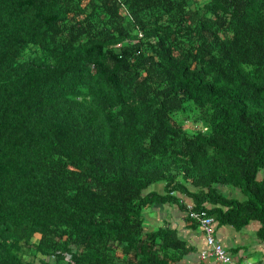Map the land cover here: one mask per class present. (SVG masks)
<instances>
[{"label": "trees", "instance_id": "obj_1", "mask_svg": "<svg viewBox=\"0 0 264 264\" xmlns=\"http://www.w3.org/2000/svg\"><path fill=\"white\" fill-rule=\"evenodd\" d=\"M202 213L264 240V0H0V264H181Z\"/></svg>", "mask_w": 264, "mask_h": 264}, {"label": "crops", "instance_id": "obj_2", "mask_svg": "<svg viewBox=\"0 0 264 264\" xmlns=\"http://www.w3.org/2000/svg\"><path fill=\"white\" fill-rule=\"evenodd\" d=\"M232 194L240 197L238 191ZM186 200L191 203L188 198ZM173 208L176 213L177 208ZM178 218V233L187 242V252L182 256L181 264H203L200 259V252L206 244L203 231L199 227L185 226L181 221L182 214ZM259 228L257 221H250L240 228L216 222L213 225L215 240L230 253L227 262L217 264H264V240L258 236Z\"/></svg>", "mask_w": 264, "mask_h": 264}, {"label": "built area", "instance_id": "obj_3", "mask_svg": "<svg viewBox=\"0 0 264 264\" xmlns=\"http://www.w3.org/2000/svg\"><path fill=\"white\" fill-rule=\"evenodd\" d=\"M202 218H200L201 226L203 227L204 232L206 233V242L209 246L208 250L202 252V256H213L215 259L219 261H227V255L225 251H223L222 247L215 243L213 235H212V227L211 222L212 219L210 217L204 216V213L201 214ZM212 264V263H208Z\"/></svg>", "mask_w": 264, "mask_h": 264}, {"label": "clouds", "instance_id": "obj_4", "mask_svg": "<svg viewBox=\"0 0 264 264\" xmlns=\"http://www.w3.org/2000/svg\"><path fill=\"white\" fill-rule=\"evenodd\" d=\"M235 191H238V190H234V191H231L230 189H227L225 188V193H228L229 195L228 196H236V195H233L232 193L235 192ZM239 192V191H238ZM237 193V192H236ZM235 193V194H236ZM188 202V201H187ZM190 206V205H189ZM207 217V216H206ZM212 219V218H211ZM218 222L217 220H213L212 219V222H211V227H212V235H214V229H213V225ZM201 226V225H200ZM202 231H203V235H204V238H205V241H206V233L204 232L203 228H202ZM214 238V236H213ZM214 241H215V238H214ZM216 243V241H215ZM218 245H220L219 243H217ZM221 246V245H220ZM209 246L207 245V242L204 246V248L201 250L200 252V259L201 261H203L202 263L203 264H208V263H212V264H217V263H223V262H227V261H219L217 259H215L213 256H202V252L203 251H206L208 250ZM227 258H229V256H227Z\"/></svg>", "mask_w": 264, "mask_h": 264}, {"label": "rangeland", "instance_id": "obj_5", "mask_svg": "<svg viewBox=\"0 0 264 264\" xmlns=\"http://www.w3.org/2000/svg\"><path fill=\"white\" fill-rule=\"evenodd\" d=\"M202 1H203V0H199V2H202ZM157 188H158V189H162L160 185H158ZM147 213H148V211H147ZM144 215H145V218H147V215H149V216H151V217L154 216V215H151V214H149V213H148L147 215H146V214H144ZM155 218H156V217H155ZM160 222H161V221H160ZM147 224L150 226V228H153V225H154V224H150V219L148 220V218H147V221H146V224H145V225H147ZM158 224H159V223H158Z\"/></svg>", "mask_w": 264, "mask_h": 264}]
</instances>
